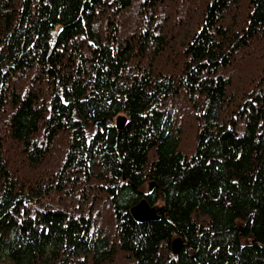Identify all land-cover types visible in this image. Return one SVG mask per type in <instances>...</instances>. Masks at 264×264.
Masks as SVG:
<instances>
[{
  "label": "trees",
  "instance_id": "1",
  "mask_svg": "<svg viewBox=\"0 0 264 264\" xmlns=\"http://www.w3.org/2000/svg\"><path fill=\"white\" fill-rule=\"evenodd\" d=\"M0 264H264V0H0Z\"/></svg>",
  "mask_w": 264,
  "mask_h": 264
},
{
  "label": "water",
  "instance_id": "2",
  "mask_svg": "<svg viewBox=\"0 0 264 264\" xmlns=\"http://www.w3.org/2000/svg\"><path fill=\"white\" fill-rule=\"evenodd\" d=\"M126 123L124 117H118L116 120V127L118 130H123ZM153 184L150 185V189L153 188ZM132 218L140 223L154 222L159 219L162 214V208L155 209L151 207L148 202L143 199L136 206L130 210ZM181 249V241L175 239L172 242V253L177 254Z\"/></svg>",
  "mask_w": 264,
  "mask_h": 264
}]
</instances>
